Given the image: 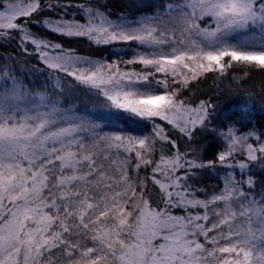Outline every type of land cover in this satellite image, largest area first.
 I'll return each instance as SVG.
<instances>
[{"label": "snow or ice", "instance_id": "obj_1", "mask_svg": "<svg viewBox=\"0 0 264 264\" xmlns=\"http://www.w3.org/2000/svg\"><path fill=\"white\" fill-rule=\"evenodd\" d=\"M110 16L91 2L0 0V39L25 53L31 45L48 69L117 110L115 130L104 131L0 66V264H264V191L254 192L250 173L235 175L264 168V132L213 128L220 150L204 161L155 122L191 141L215 109L183 96L193 82L234 67L264 71V0H168L136 20ZM33 26L144 50L92 60ZM217 166L222 188L200 198L197 171Z\"/></svg>", "mask_w": 264, "mask_h": 264}, {"label": "trees", "instance_id": "obj_2", "mask_svg": "<svg viewBox=\"0 0 264 264\" xmlns=\"http://www.w3.org/2000/svg\"><path fill=\"white\" fill-rule=\"evenodd\" d=\"M72 4L91 2L101 7L103 11H110V18L117 20L122 15L131 20L139 19L145 15H154L158 6L165 4L168 0H70ZM76 11L75 8L70 12ZM32 30L42 36L59 42L66 48H72L77 55L112 62L115 60L129 59L135 51H143L135 42L113 43L110 45H96L86 37H63L46 31L43 28L32 27ZM29 52L25 53L18 47L17 40L0 39V66L5 63L14 72L17 78L25 85L35 91H47L50 95L55 93V98L60 101V105L65 109L79 110V114H88L101 125L104 131L115 130L110 126L109 117L117 112L102 95H97L95 90H89L80 85L72 77H67L62 73H56L48 69L32 51L29 45ZM123 67V65H122ZM128 68L141 66H127ZM60 77L62 87L56 86V78ZM157 78H162V74L157 73ZM235 77V79L233 78ZM171 79V77H169ZM184 97H189L194 104L201 100L210 101L214 106L212 123L207 131L198 129L191 141L172 129L166 122L156 119V123L164 125L173 136L178 138L179 147L184 150H197L201 159L207 161L212 159L216 152L220 150L221 141L212 132L213 128L225 129L231 125L241 133L255 129L257 133L264 132V71L251 70L247 76L240 67L229 70L223 79H217L214 74L209 73L207 78L193 82L191 91L185 90ZM126 116V113H122ZM115 123L121 128L126 127L123 120ZM142 130L144 133L152 131V124L143 121ZM137 127V125H133ZM251 174L255 181L254 192L259 194L264 191V168L256 163L250 169L245 170V175L241 177L240 169L235 170L237 179H248ZM226 169L220 166L217 168H205L197 171L194 183L199 189L200 198L211 196L214 191H219L223 186V177Z\"/></svg>", "mask_w": 264, "mask_h": 264}]
</instances>
